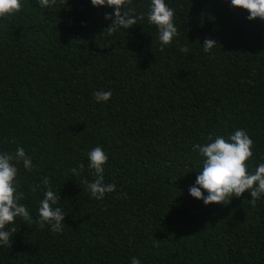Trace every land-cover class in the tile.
Instances as JSON below:
<instances>
[{"label":"trees","instance_id":"trees-1","mask_svg":"<svg viewBox=\"0 0 264 264\" xmlns=\"http://www.w3.org/2000/svg\"><path fill=\"white\" fill-rule=\"evenodd\" d=\"M167 2L180 36L163 51L146 18L110 32L113 9L91 0H23L0 20V150L32 158L18 186L33 221L44 176L66 213L59 233L16 218L0 264H264V199L205 205L188 191L203 160L193 145L210 136L244 129L249 170L264 163V19L230 0ZM98 90L113 95L98 103ZM97 145L116 185L103 200L87 190Z\"/></svg>","mask_w":264,"mask_h":264},{"label":"clouds","instance_id":"clouds-1","mask_svg":"<svg viewBox=\"0 0 264 264\" xmlns=\"http://www.w3.org/2000/svg\"><path fill=\"white\" fill-rule=\"evenodd\" d=\"M43 8H48L55 0H38ZM94 7L107 6L113 9L106 14L105 19H112V24L107 29L128 30L139 21L147 19L149 25H155L158 32L160 50L171 45L178 39L180 32L175 23V10L167 0H150L148 10L139 15L133 9H125L127 0H91ZM234 7L248 10L247 19H264V0H230ZM23 7V0H0V20L19 12ZM114 17V18H113ZM217 44L212 39H205L202 49L210 53ZM179 52L190 51L187 44L179 47ZM96 102H108L113 93L111 90H98L94 92ZM208 143L193 145L203 158L199 166V174L195 183L189 187V194L203 201L205 205L218 203L227 204L233 197L241 196L246 190L250 193L251 200L264 199V163L249 170L253 157V140L244 129H235L227 136L217 135L214 139L210 136ZM88 167L93 170L94 180L87 183V190L92 199L103 200L106 193L116 190L114 183L105 182V165L108 155L102 146H95L87 152ZM22 162L23 168L33 170L32 158L26 154L23 147L17 146L14 152L0 150V246L8 245L12 234L17 231L8 226L14 224L16 218L26 222L38 223L41 227L50 226L53 233L63 231L66 213L60 205V194L54 191L49 177L41 180L43 185V198L39 201L38 217H33L28 206L21 203L23 193L19 191L18 181ZM39 187V185H38ZM131 264H141L137 257H133Z\"/></svg>","mask_w":264,"mask_h":264}]
</instances>
